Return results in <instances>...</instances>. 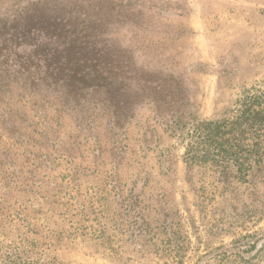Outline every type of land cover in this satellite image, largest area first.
Returning <instances> with one entry per match:
<instances>
[{
	"label": "rangeland",
	"instance_id": "rangeland-1",
	"mask_svg": "<svg viewBox=\"0 0 264 264\" xmlns=\"http://www.w3.org/2000/svg\"><path fill=\"white\" fill-rule=\"evenodd\" d=\"M34 11L72 18L66 26L114 31L109 38L135 50L140 67L186 86L188 119H226L245 90H264V0H0V28ZM130 94L120 101H132ZM48 97L79 150L61 153L58 167L45 172L44 189H35L49 231L32 221L40 207L28 203L22 178L10 181L14 169L27 167L25 153L40 154V147L15 144L22 124L0 122V258L22 264H264V168L241 183L233 172L190 167L183 144L147 102L124 108L136 118L123 125L126 135L112 136L107 111L88 118ZM86 119L100 127L99 145L86 131L85 142L76 139ZM75 171L79 180L73 182ZM24 209L36 235L19 220ZM101 233L105 246L95 241ZM29 242L35 247L28 253Z\"/></svg>",
	"mask_w": 264,
	"mask_h": 264
},
{
	"label": "trees",
	"instance_id": "trees-1",
	"mask_svg": "<svg viewBox=\"0 0 264 264\" xmlns=\"http://www.w3.org/2000/svg\"><path fill=\"white\" fill-rule=\"evenodd\" d=\"M70 21L74 20L34 11L0 28V99L12 100L0 101V122L22 124L21 134L13 139L15 144L40 147V154L25 153L27 167L20 172L14 169L10 179L16 185L12 178H22L25 193L30 195L28 203H38L40 208L35 211L40 218L32 221L52 231L35 189H44L45 172L58 167L63 159L61 153L70 155L80 145L73 141L61 117L52 112L48 96L61 98L64 106L74 112L84 110L88 118L97 110L107 111L112 136H119V132L126 135L123 125L136 118L124 108L147 102L155 117L183 144L184 160L190 167L209 166L222 175L233 172L241 183H248L252 173L264 168V90H245L232 116L226 119H188L184 112L187 88L182 82L162 71L140 67L135 50L109 38L116 35L114 31L63 25ZM129 94L134 102L120 101ZM78 128L83 135H78L77 140L85 142L86 131V138H95L99 145V133L95 131L100 127L94 121L86 119ZM77 172L73 173V182L79 180ZM47 188L49 193L53 191L51 186ZM41 200L48 204L45 197ZM26 214L25 209L21 211L19 220L28 233L36 235L37 228ZM73 230L81 231L78 227ZM104 238L101 233L95 241L105 246ZM72 239L76 242V237ZM29 243L24 249L28 253L35 247ZM105 249L117 255L112 246ZM0 264L22 263L2 255Z\"/></svg>",
	"mask_w": 264,
	"mask_h": 264
}]
</instances>
